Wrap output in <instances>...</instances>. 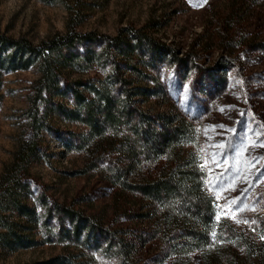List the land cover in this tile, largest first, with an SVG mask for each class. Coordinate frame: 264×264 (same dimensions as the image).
Returning <instances> with one entry per match:
<instances>
[{
  "label": "rangeland",
  "instance_id": "obj_1",
  "mask_svg": "<svg viewBox=\"0 0 264 264\" xmlns=\"http://www.w3.org/2000/svg\"><path fill=\"white\" fill-rule=\"evenodd\" d=\"M257 1L0 0V31L35 42L70 27L108 35L131 27L151 36L153 42L138 49L146 60L139 67L159 80L165 97H152L148 107L155 113L180 112L193 121L200 135L191 147L206 170L218 217L255 234L264 217V6ZM88 47L100 44L73 51ZM111 59L90 68H84L85 63L66 68L62 88L78 80L102 85L114 73L141 83V76L126 64L136 65L137 54ZM39 76L37 65L0 68V177L31 134L26 110ZM66 95L55 100L72 107L71 92ZM50 123L26 174V200L37 219L12 217L37 242L16 248L0 245V263L45 264L63 255L74 264H121L106 250L107 237L100 232L104 228L108 235L138 242L136 264H159L156 258L165 249L142 214L145 200L110 179L117 152L112 138L85 139L89 126L60 113L53 114ZM233 199L235 205L229 203ZM65 209L76 211L84 223L93 222L97 230L76 238L69 233L73 222ZM141 237L149 239L144 246ZM164 264L180 263L171 259ZM187 264L208 263L196 254Z\"/></svg>",
  "mask_w": 264,
  "mask_h": 264
},
{
  "label": "trees",
  "instance_id": "obj_2",
  "mask_svg": "<svg viewBox=\"0 0 264 264\" xmlns=\"http://www.w3.org/2000/svg\"><path fill=\"white\" fill-rule=\"evenodd\" d=\"M257 2L264 6V0ZM126 30L108 35L70 27L66 33L38 42L0 31V68L18 70L37 65L40 72L26 110L31 134L21 142L0 177V245L16 248L37 242L12 217L17 214L29 221L37 219L36 209L26 200V174L40 151L42 132L50 129L52 115L60 113L67 120L89 126V137L85 139L112 138L117 152L110 179L145 200L142 214L155 227V238L161 239L165 249L156 258L159 264L171 259L187 264L196 254L208 264H264V217L255 227V234L218 217L215 197L207 188L206 170L191 147L200 135L195 124L180 112L155 113L148 107L152 97H165L159 80L139 67L146 62L139 53L140 45L152 43L153 38L131 27ZM86 44L100 47L73 51ZM134 54L139 56L138 63L126 64L141 76V83L114 73L102 85L95 80H78L72 87L62 88L63 71L70 66L85 63L84 68H90L102 59L112 60V55ZM113 62L120 67L116 58ZM67 91L73 97L72 107L55 100L56 96H67ZM64 213L72 218L69 233L76 238L90 237L97 230L93 222L84 223L78 218L76 211L65 209ZM107 231L100 229L107 237L106 250L114 252L121 264H136L138 242L108 235ZM141 239L142 246L149 242L145 237ZM45 264L74 262L61 255Z\"/></svg>",
  "mask_w": 264,
  "mask_h": 264
},
{
  "label": "snow or ice",
  "instance_id": "obj_3",
  "mask_svg": "<svg viewBox=\"0 0 264 264\" xmlns=\"http://www.w3.org/2000/svg\"><path fill=\"white\" fill-rule=\"evenodd\" d=\"M261 146H264V145H261ZM220 147H223V145H220ZM202 167H203V165H202ZM229 203L235 205L237 203V201L235 199H233V200L229 201ZM213 235H215V234L213 233Z\"/></svg>",
  "mask_w": 264,
  "mask_h": 264
}]
</instances>
